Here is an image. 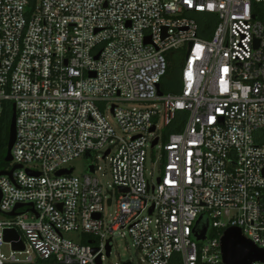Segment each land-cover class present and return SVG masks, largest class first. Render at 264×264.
Returning <instances> with one entry per match:
<instances>
[{"label":"built area","instance_id":"1","mask_svg":"<svg viewBox=\"0 0 264 264\" xmlns=\"http://www.w3.org/2000/svg\"><path fill=\"white\" fill-rule=\"evenodd\" d=\"M262 16L264 0H0V118L16 105L6 171L22 166L0 176V264H105L117 236L138 264H224L229 227L264 249ZM170 51L184 52L181 87L160 95Z\"/></svg>","mask_w":264,"mask_h":264},{"label":"water","instance_id":"2","mask_svg":"<svg viewBox=\"0 0 264 264\" xmlns=\"http://www.w3.org/2000/svg\"><path fill=\"white\" fill-rule=\"evenodd\" d=\"M159 94L162 95L163 91L161 90V84L158 85ZM154 127L152 128V131ZM16 140V105L13 104V114L11 119L10 126V137L6 155V161L11 162L12 149ZM157 143V140L154 141L153 145ZM108 153V152H107ZM87 159H91V154L88 153L86 156ZM21 165H15L10 171H0L1 175H9L11 178L13 172L17 168H21ZM73 168L63 169L58 171L57 175L70 174L72 173ZM90 171H94V167L90 166ZM18 205L17 207H21ZM10 215H14V212H11ZM203 216H200L197 220L194 227V236L198 241L205 240L209 223L206 222L203 225L201 220ZM201 229V230H200ZM5 240L13 241V246L17 250H23L25 248L23 241L20 238L19 233L15 229H8L5 231ZM221 249H222V259L224 264H251L255 261H264V249L259 248L252 240L248 239L238 227H229L224 230L221 237ZM110 252V246H108V253Z\"/></svg>","mask_w":264,"mask_h":264},{"label":"rangeland","instance_id":"3","mask_svg":"<svg viewBox=\"0 0 264 264\" xmlns=\"http://www.w3.org/2000/svg\"><path fill=\"white\" fill-rule=\"evenodd\" d=\"M167 57L169 60V64H170L171 58L175 57L179 59V55L177 51L176 52L170 51L167 54ZM181 57L184 58V52H182ZM161 84H162V90L164 91V93H169V91H171L172 82H171L170 76L165 77L162 80ZM125 106L140 108V107L152 106V103L130 101V102H126ZM111 121L113 124H115L112 118H111ZM161 127L162 129L164 128L162 123H161ZM96 155H100L102 157V152H97ZM95 160L96 159L94 158V161ZM91 162L92 160L87 159L86 156H80L76 158L74 161H72L71 165L75 167V174L83 175L84 173L89 171V165L91 164ZM97 162L109 173V161L108 160L99 159ZM11 167L12 165L10 164L9 168ZM146 168H147V174H149L150 172H153L154 177L158 176V174L160 173L158 165L153 164V162L150 159V156H149V159L147 160ZM107 179H110L109 175L106 177V181ZM113 211H114V207H108V206L105 207L104 217L106 220H110L111 218L110 214L113 213ZM223 220H226V218H223ZM211 232H212V229L210 231V234ZM65 237L73 239L76 242H79L84 236L80 232L71 231L69 233H66ZM5 249L8 250V246H5ZM140 256H141L140 254H137L136 249L133 247L130 239L117 236L115 238L113 253L111 254L110 257L106 258L105 264H116L117 262H120V261L125 262L127 260L133 261L135 264H138Z\"/></svg>","mask_w":264,"mask_h":264},{"label":"trees","instance_id":"4","mask_svg":"<svg viewBox=\"0 0 264 264\" xmlns=\"http://www.w3.org/2000/svg\"><path fill=\"white\" fill-rule=\"evenodd\" d=\"M261 19L264 22V16L261 17ZM179 59L178 58H171L169 68L167 70L166 75L163 77V79L167 76H170L171 78V91L169 93H178L180 91V71L182 67V53L178 52ZM162 83V82H161ZM161 90H162V84H161ZM163 91V90H162ZM164 92V91H163ZM13 114V103L8 102L6 104L5 110L0 118V171H4L9 168L10 163L6 161V155H7V149H8V143H9V137H10V126H11V119ZM174 127L170 126L169 131H174ZM206 222L209 223L210 227V221L208 219H205Z\"/></svg>","mask_w":264,"mask_h":264},{"label":"flooded vegetation","instance_id":"5","mask_svg":"<svg viewBox=\"0 0 264 264\" xmlns=\"http://www.w3.org/2000/svg\"><path fill=\"white\" fill-rule=\"evenodd\" d=\"M205 223H206V221L202 219L200 225H203V224H205Z\"/></svg>","mask_w":264,"mask_h":264}]
</instances>
